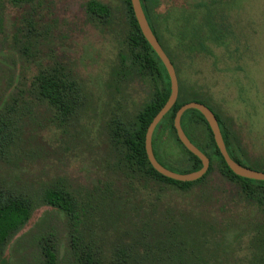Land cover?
Segmentation results:
<instances>
[{"label": "rangeland", "instance_id": "1", "mask_svg": "<svg viewBox=\"0 0 264 264\" xmlns=\"http://www.w3.org/2000/svg\"><path fill=\"white\" fill-rule=\"evenodd\" d=\"M87 1L0 0V118L13 139L0 155V185L38 204L4 247L10 264H42L45 244L56 264H87V253L98 264H264L256 245L264 211L218 173L189 191L124 175L108 124L133 122L149 88L115 76L127 52L122 0H97L109 6L106 22L89 16ZM149 5L181 83L221 113L251 156L264 159V0ZM195 32L204 47L190 51ZM53 70L75 85L77 104L67 117L33 86L38 73ZM170 146L179 150L172 139ZM54 186L74 196L77 220L42 203Z\"/></svg>", "mask_w": 264, "mask_h": 264}, {"label": "trees", "instance_id": "2", "mask_svg": "<svg viewBox=\"0 0 264 264\" xmlns=\"http://www.w3.org/2000/svg\"><path fill=\"white\" fill-rule=\"evenodd\" d=\"M31 1L13 0L16 4ZM140 2L154 35L170 58L177 75L175 60L159 34L149 0H140ZM122 3L128 25L127 52L119 55L120 60L115 69V76L117 79L134 76L149 88V96L137 110L133 122L113 118L108 124L107 141L124 175H137L143 179L160 181L179 190L189 191L203 184L211 174L218 173L230 183L236 195L264 211V181L238 176L228 167L206 120L196 109L186 110L181 116L180 124L187 137L209 158L206 173L195 181L182 182L161 175L151 166L145 151V133L149 123L170 94V80L165 66L143 36L130 0H122ZM86 11L92 19L100 22H106L111 13L108 5L97 0H88ZM206 21L207 23L211 21L209 14ZM183 32L186 33L185 30ZM203 47L202 35H197L195 32L190 38L188 50L193 51ZM177 81V99L156 125L152 134V149L157 161L178 173L195 171L202 166L201 160L178 139L173 124L175 112L181 105L197 101L204 103L214 112L229 156L243 166L264 171V159L250 155L246 144L234 134L221 113L202 98L196 90L184 86L178 76ZM33 86L37 96L60 115L67 117L74 111L77 104L75 85L63 74L57 73L56 70L40 72L35 76ZM0 123L2 124V127L0 126V155L4 156L5 151L13 144V139L5 132L7 125L4 119L0 118ZM170 139L178 146L177 152L172 150ZM41 200L43 204L56 208L71 220L78 219V214L75 212L78 202L64 187L45 188L41 194ZM37 206L38 204L29 195L0 185V264H10L9 257L4 253V247L7 241L26 225ZM262 234L264 235V232ZM256 245L264 254V237L257 239ZM41 254L42 264H56L57 255L52 245H43ZM84 258L87 264H98V259L93 254L87 253Z\"/></svg>", "mask_w": 264, "mask_h": 264}, {"label": "water", "instance_id": "3", "mask_svg": "<svg viewBox=\"0 0 264 264\" xmlns=\"http://www.w3.org/2000/svg\"><path fill=\"white\" fill-rule=\"evenodd\" d=\"M130 3L133 9L134 16L136 18V21L143 36L145 37L147 42L150 44V46L153 48V50L156 52L161 62L165 66V69L167 71L170 80V94L164 105L160 108V110L155 114V116L149 123L145 133V151L151 166L161 175L182 182L195 181L201 178L206 173L209 167V158L187 137L180 124L181 116L186 110L196 109L203 115L204 119L206 120L213 134L215 143L228 167L238 176L264 181V171H259L243 166L229 156L214 112L204 103L197 101H190L181 105L175 112L173 124L178 139L190 152H192L201 160L202 166L195 171H191L188 173H178L164 167L162 164H160L157 161L152 149V134L156 125L159 123L162 117L169 111V109L172 107V105L175 103L177 99L178 96L177 75L170 58L168 57V55L160 45L158 39L154 35L146 19L140 0H130Z\"/></svg>", "mask_w": 264, "mask_h": 264}]
</instances>
